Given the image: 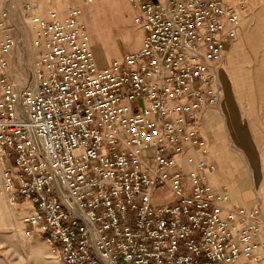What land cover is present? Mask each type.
<instances>
[{"label":"built area","instance_id":"1","mask_svg":"<svg viewBox=\"0 0 264 264\" xmlns=\"http://www.w3.org/2000/svg\"><path fill=\"white\" fill-rule=\"evenodd\" d=\"M14 1L0 0V192L29 202L28 232L57 263L262 264L261 208L226 207L199 129L252 0H127L141 45L105 66L79 5L27 2L35 60L20 89Z\"/></svg>","mask_w":264,"mask_h":264},{"label":"rangeland","instance_id":"2","mask_svg":"<svg viewBox=\"0 0 264 264\" xmlns=\"http://www.w3.org/2000/svg\"><path fill=\"white\" fill-rule=\"evenodd\" d=\"M33 1L38 0L11 2L10 18L5 20V29L14 39L8 67L17 89L26 85L35 60L30 51L31 34L27 15L22 9L24 4ZM80 7L98 64H102L104 51H109L114 56L113 59H119L138 46L140 31L133 23L132 6L126 0H92L85 4L80 3ZM251 24V27L254 26ZM111 32L118 37L114 38L113 35L110 38ZM262 33L264 37V23ZM101 44L106 46L102 47ZM247 60L244 67L249 80H233L234 86L232 83L229 84V75L222 72V68L219 70L221 96L217 105L209 111L218 113L220 117L217 121H221L228 149L232 152L225 146V153L236 171H244L243 176L247 182L244 184L252 193L250 206L259 204L264 226V201L261 200L264 197V38L262 47L255 48L252 45L247 47ZM243 81L250 83L248 89L249 92L253 91L252 99L248 98L249 94L248 97L244 95L240 96L241 98L236 94L235 90L240 95L243 94L241 92L244 87ZM226 85L234 105L232 112L226 100ZM222 139L225 140L224 136ZM211 159L216 167V161ZM221 181V187L228 192L223 178ZM165 194L164 189L158 188L154 193V201L157 204L170 201L171 195L164 196ZM235 204L237 203H231L232 206ZM29 209V202L19 198L17 202L10 204L8 196L0 192V264H58L50 253L46 241L41 236L28 232L29 227L24 222V217ZM259 258L264 264V229Z\"/></svg>","mask_w":264,"mask_h":264},{"label":"crops","instance_id":"3","mask_svg":"<svg viewBox=\"0 0 264 264\" xmlns=\"http://www.w3.org/2000/svg\"><path fill=\"white\" fill-rule=\"evenodd\" d=\"M90 1L92 0H54L51 7L63 13L64 10L69 5L78 4L80 6V3L85 4ZM131 9L134 15V9L133 8ZM247 13H251V16L246 19L245 15ZM240 15H241L242 21H241V24L236 29V37L228 45L225 56L222 59L218 67V72L222 68V72L224 71L225 73L229 75V80L232 82L233 86L235 84L233 80H249V78L246 76V68L244 67V65L248 61L247 60V47L250 45H252L255 48L262 47V40L264 38L262 37L263 36L262 27L264 23V0H252L248 2L247 12L242 11ZM251 23H253L254 26L251 27L252 25ZM139 33H140V40H141V35H142L141 31ZM113 35H114V38L118 37V35H115V33L113 34L111 32L110 38H112ZM140 40H139L138 46H136L132 52L139 49L140 42H141ZM101 45L102 47L106 46L105 44H101ZM92 49H93V46H92ZM113 57L114 56H112L109 51H104L103 56H102V64L101 65L98 64L97 60L96 62L99 66H105L111 61V59H113ZM258 70H261V69H258ZM218 77H219V74H218ZM249 91L250 90H248V92ZM235 92L239 97L240 96L242 97L244 95L248 97V94H249L248 98L252 99V96H253V91L248 93L246 92L245 88L241 90V92L243 93L242 95H240L236 90ZM245 92L247 94H245ZM254 111L255 110H253V112ZM218 118L220 120L218 113L211 112L209 111V109L206 110L200 118L199 129H200L201 135L203 136L205 140L207 151H208L207 155L204 156V158L208 160L211 157L216 161L218 158L217 155H219L220 160L223 161L224 170L230 173L232 168L230 167L227 161L229 159V156L225 153V146L228 149L226 138H225V132H224L223 126L221 125V121L220 122L217 121ZM239 129H240V126H239ZM222 136H224V139H225L224 141L222 139ZM228 151L231 152L229 149ZM191 154L196 157H202L200 156L199 153H196V152H192ZM217 168L218 166H217V161H216L215 170H217ZM215 170L211 174L212 183L216 186H221L222 177L216 176ZM224 182H225L226 187L228 188V193H229L228 184L225 180ZM231 182H232V185L234 186L233 187L234 196L233 198H230L229 201L226 203V207H235V206H238V204L244 205L243 203L245 201H250L252 203V193L248 189L249 187L246 184H244L246 182L245 176L240 177V178L237 177L234 179V181L231 178ZM240 193H243V196H244L243 198L240 196ZM261 200L264 201V197L261 198ZM231 203H237V204L232 206ZM250 205L249 206L244 205V207H252L255 204L252 206ZM263 229H264V226H263Z\"/></svg>","mask_w":264,"mask_h":264},{"label":"bare ground","instance_id":"4","mask_svg":"<svg viewBox=\"0 0 264 264\" xmlns=\"http://www.w3.org/2000/svg\"><path fill=\"white\" fill-rule=\"evenodd\" d=\"M235 37H236V30H235ZM223 76L224 75L222 74V78H224ZM231 83L232 82L229 80V84L230 85H231ZM243 86H244L243 88H245L246 92H248V90H249L248 89V86H250V83H248V81H243ZM225 93H226V100L228 102V107H229L230 111L232 112L233 111V108H234V105H233V102L230 100V97L228 95V86L227 85L225 86ZM211 119H212V117H211ZM217 156H218V158H217L216 161H217L218 168H217V170H215L216 171L215 174H216V176H221L227 182L228 187H229V194H230L231 198H233V196H234L233 187L234 186L232 185L231 178L234 181V179L237 178V177L238 178L243 177V172L244 171H242V170L236 171V169L232 167V165L230 163L231 161L228 160V163H230L229 165L232 168V172H230L229 174H227L226 171L224 170L223 161L220 160L219 155H217ZM240 196L243 198L244 197L243 196V193H240ZM250 203H251L250 201H245L243 204L246 205V206H248V205H250Z\"/></svg>","mask_w":264,"mask_h":264}]
</instances>
